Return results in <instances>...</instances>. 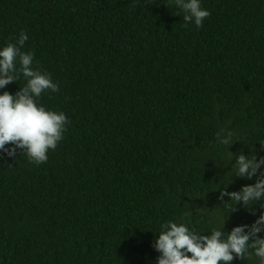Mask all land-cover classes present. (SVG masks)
I'll use <instances>...</instances> for the list:
<instances>
[{"label": "trees", "instance_id": "1", "mask_svg": "<svg viewBox=\"0 0 264 264\" xmlns=\"http://www.w3.org/2000/svg\"><path fill=\"white\" fill-rule=\"evenodd\" d=\"M202 7L196 27L169 0H0V46L27 32L59 85L39 103L70 121L46 162L0 157V264H155L166 220L227 235L264 212L222 196L264 178L235 171L264 157V0Z\"/></svg>", "mask_w": 264, "mask_h": 264}, {"label": "clouds", "instance_id": "2", "mask_svg": "<svg viewBox=\"0 0 264 264\" xmlns=\"http://www.w3.org/2000/svg\"><path fill=\"white\" fill-rule=\"evenodd\" d=\"M184 13L186 23L196 27L210 16L202 7V0H169ZM29 36L21 30L14 42L0 46V157L15 158L17 151L27 156L30 163L42 164L48 160V152L55 150L67 131L69 119L62 111L46 108L39 103L42 93L59 91L58 83L51 74L33 67L34 53L23 51ZM25 81L15 93L4 90L7 85ZM230 143L229 139L223 140ZM7 145V147H6ZM264 165V157L257 160L243 154L236 159L235 171L240 176L251 178ZM264 177V172L261 173ZM230 201H258L264 208V178L252 185L243 186L239 192H223ZM219 227H212L210 234H200L188 224L169 219L161 223L155 235L154 249L159 253L155 264H231L234 259L255 257L264 264V212L250 226L239 225L227 235ZM246 229H249L246 231Z\"/></svg>", "mask_w": 264, "mask_h": 264}]
</instances>
